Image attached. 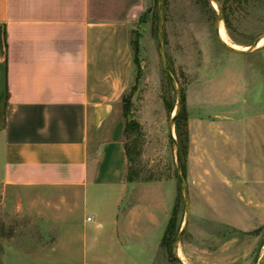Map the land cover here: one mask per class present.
I'll return each instance as SVG.
<instances>
[{"label": "rangeland", "instance_id": "obj_1", "mask_svg": "<svg viewBox=\"0 0 264 264\" xmlns=\"http://www.w3.org/2000/svg\"><path fill=\"white\" fill-rule=\"evenodd\" d=\"M220 3L231 43L247 48L264 34V0ZM219 15L213 0H164L165 56L182 93L188 134L183 160L191 218L179 250L184 264H257L264 252V45L248 54L228 49L216 32ZM132 50L125 117L137 121L139 131L126 140L137 148L140 177L151 180L133 181L125 203L130 192L161 203V224L147 241L129 245L126 262L152 264L154 244L176 205L179 233L186 219L176 122L171 127L178 94L160 54L159 0H150L133 27ZM1 200L0 193V264H81L76 251L62 248L53 219ZM153 264L180 263L160 244Z\"/></svg>", "mask_w": 264, "mask_h": 264}, {"label": "crops", "instance_id": "obj_2", "mask_svg": "<svg viewBox=\"0 0 264 264\" xmlns=\"http://www.w3.org/2000/svg\"><path fill=\"white\" fill-rule=\"evenodd\" d=\"M149 7L0 0L1 201L53 219L62 248L81 264H129V245L161 224V203L132 192L125 203L134 183L123 99L132 29Z\"/></svg>", "mask_w": 264, "mask_h": 264}, {"label": "water", "instance_id": "obj_3", "mask_svg": "<svg viewBox=\"0 0 264 264\" xmlns=\"http://www.w3.org/2000/svg\"><path fill=\"white\" fill-rule=\"evenodd\" d=\"M213 1H215L217 3L218 8L220 10V15H219V18H218L217 23H216V32H217V35H218L221 43L225 47H227L228 49H230L234 52H237V53L248 54V53H251L254 50H256L259 47V43H260L261 39L264 38V34L261 35L252 45H250L248 47V49H240L238 47L233 46L232 44L228 43L227 41H225L223 39V37L220 34V25L224 19L222 5H221L220 1H218V0H213ZM159 48H160V54H161V58H162V62L164 64V67H165V69H166V71H167V73H168V75H169V77L173 83V86H174V88L178 94V106H177V109H176L175 113L173 114L172 120H171V127L173 128V126L175 125L176 117L182 108L183 101H182L181 90L178 86L176 78L174 77V75H173V73H172V71L168 65V62H167V59L165 56V50H164V0H159ZM173 140H174V143L176 145V153H177V173H178L180 187H181V190H182V193L184 196V202H185V208H186V219H185L184 225H183V227H182V229H181V231H180V233L176 239L175 246H174V252H175V255H176L179 263L184 264V262L182 261V259L180 257V254H179V245L182 241L184 233H185V231L188 227V224L190 222L191 202H190L189 189H188L187 182H186V179L184 177L183 169H182L180 145H179V142L176 139V137H174V134H173ZM263 263H264V252H263V255L261 256V258L259 259L257 264H263Z\"/></svg>", "mask_w": 264, "mask_h": 264}, {"label": "trees", "instance_id": "obj_4", "mask_svg": "<svg viewBox=\"0 0 264 264\" xmlns=\"http://www.w3.org/2000/svg\"><path fill=\"white\" fill-rule=\"evenodd\" d=\"M221 2V0H219ZM226 23L228 25V18L225 17ZM124 110H125V115L126 117H129V113H130V106H131V99L128 97L124 96ZM184 119L183 117V111L182 109L180 110V112L178 113L177 117H176V125H177V133H178V142L180 145V152H181V160H182V169H183V174L184 177L186 178V172H185V163L183 160V153H184V145L185 142L188 139V134L187 132L183 131V124H182V120ZM134 132V131H139V124L137 123V121L132 120L130 118H127V123H126V134H129V132ZM138 142V140H136ZM135 142V143H137ZM136 147L135 149L130 146L129 144H127V154H128V159L130 162L129 165V169H128V181L129 182H133V181H137V180H141V181H150V178H143L140 177V171L139 169L134 165V161H135V154L134 153H138L136 151ZM178 215H179V205H176L174 207L173 213L171 215V218L169 220L167 229L165 231V234L162 238L161 241V245L167 249H169L170 251L174 250V246H175V242L176 239L178 237V233H179V227H178Z\"/></svg>", "mask_w": 264, "mask_h": 264}, {"label": "bare ground", "instance_id": "obj_5", "mask_svg": "<svg viewBox=\"0 0 264 264\" xmlns=\"http://www.w3.org/2000/svg\"><path fill=\"white\" fill-rule=\"evenodd\" d=\"M213 2H214V4H215L216 6H218L217 3H216L215 1H213ZM221 24H222V31H221V25H220V34H221V36L223 37V39H224L225 41H227L228 43H230V44H232L233 46L238 47V48H240V49H248V47H247V48H244V47H242V46H238V45H235V44L231 43V39H230L229 34L227 33V30H226V26H225L224 21H222ZM262 45H264V38L261 39V41H260V43H259V47L262 46ZM179 254H180V257L183 258V254L181 253L180 250H179Z\"/></svg>", "mask_w": 264, "mask_h": 264}, {"label": "built area", "instance_id": "obj_6", "mask_svg": "<svg viewBox=\"0 0 264 264\" xmlns=\"http://www.w3.org/2000/svg\"><path fill=\"white\" fill-rule=\"evenodd\" d=\"M89 220L91 219V217L88 218Z\"/></svg>", "mask_w": 264, "mask_h": 264}]
</instances>
